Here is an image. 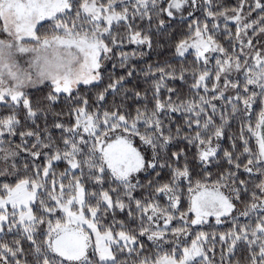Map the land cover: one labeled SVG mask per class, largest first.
<instances>
[{
	"label": "snow or ice",
	"instance_id": "1",
	"mask_svg": "<svg viewBox=\"0 0 264 264\" xmlns=\"http://www.w3.org/2000/svg\"><path fill=\"white\" fill-rule=\"evenodd\" d=\"M0 264H264V0H0Z\"/></svg>",
	"mask_w": 264,
	"mask_h": 264
}]
</instances>
